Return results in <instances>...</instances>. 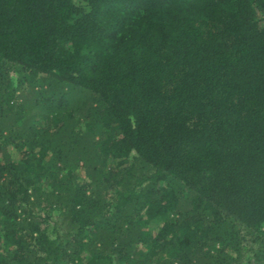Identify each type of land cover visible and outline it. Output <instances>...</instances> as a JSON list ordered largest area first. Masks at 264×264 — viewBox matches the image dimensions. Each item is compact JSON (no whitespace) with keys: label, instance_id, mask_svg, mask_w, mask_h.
Listing matches in <instances>:
<instances>
[{"label":"trees","instance_id":"1","mask_svg":"<svg viewBox=\"0 0 264 264\" xmlns=\"http://www.w3.org/2000/svg\"><path fill=\"white\" fill-rule=\"evenodd\" d=\"M0 264H264V0H0Z\"/></svg>","mask_w":264,"mask_h":264}]
</instances>
